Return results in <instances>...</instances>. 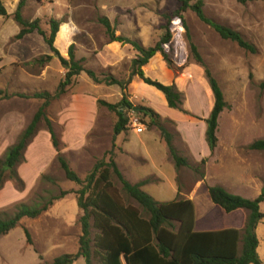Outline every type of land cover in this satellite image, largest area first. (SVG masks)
<instances>
[{
    "label": "rangeland",
    "instance_id": "374dc122",
    "mask_svg": "<svg viewBox=\"0 0 264 264\" xmlns=\"http://www.w3.org/2000/svg\"><path fill=\"white\" fill-rule=\"evenodd\" d=\"M60 1L58 0V2ZM194 1L196 0H192L191 3ZM202 1L203 11L207 17L237 30L256 48V51L252 53L239 47L237 43L231 40L221 38L214 29L202 22L190 8L183 12L190 34V41L196 45L205 66L218 82L227 104L218 118L217 143L220 161L218 164L208 166V183L209 185L218 183L217 176L224 178L228 176V178L230 177L229 180L237 183L241 182L244 176L250 182L252 180L249 174H251L253 177L258 178L263 186L264 150L251 149L249 144L258 139L264 140V86H261V82L264 80V0L248 1L246 3H240L237 0ZM70 2L72 5L76 4L77 8H79V5L88 4L86 9L80 6L75 12L74 19L83 22L82 25H84V22H92L91 24L96 25L89 28L92 30L98 48L102 45L103 39L110 40L104 26L98 19L105 14H116L118 17L119 11L117 12L116 9L115 11L111 10L115 4H119L124 8V11H121V14L125 15L122 18L123 25L127 30H131L126 32L129 33L127 36H139L140 33L141 39H137L145 47L154 46L157 43L165 32L163 28L166 23L164 14L172 13L178 7L176 0H71ZM6 5L9 8L8 3ZM102 5H105L107 9L103 11L101 9L103 8ZM169 29L171 31V41L163 47L168 58V60L163 59L166 67L176 74V78H178L177 74L182 73L181 71L189 64L198 66L201 70L200 78H197L194 71H191L192 82H190L191 86H189L187 92L181 91L178 85L176 86V82L172 81L182 96L180 107L168 106L164 94L142 80L136 81V84H140L141 87L134 88L133 83H129L126 87L127 90L124 91L120 87L111 90L102 86L103 91L96 95L99 99L116 103L125 94L134 106L151 108L160 117H165V112L171 111L176 117L175 122L179 125L183 137L175 132V122L173 124L164 121L162 118L160 121L172 135V144L177 153L186 158L188 166L175 167L161 131L155 126L147 127L148 117L143 116L141 113L136 112V115L144 125V130H147L136 134L127 126V129L122 131L118 138L119 145L122 144L124 148H131L139 152L146 159V162L133 164V167H130L133 174L129 175L125 172V178L134 180L135 177L145 178L149 176L150 182L143 185L142 189L155 200L161 202L184 198L186 194L191 193L198 183L196 194L204 191L205 186L200 184V181L203 179L202 174L204 175L205 163L204 165L201 164L200 161L203 158L199 160V154L203 153L205 148H208V144L205 139V127L202 130L203 125H201L202 122L199 116L205 113L209 105L212 107L213 103L209 82L203 68L192 57L190 41L186 37L181 21L174 19L169 23ZM101 34H104L103 38ZM82 43L85 47L92 44L85 41ZM40 44L38 48H35V51L48 53V45L43 41ZM86 54L92 57L88 61L92 62L93 71L99 77L109 74L107 70L96 68V59L92 51ZM85 60L86 58H81L80 64L82 66L87 63ZM155 63L156 61L153 60L147 66L149 70H156ZM39 64L34 60L18 62V64L13 65L14 67H11L10 71L0 74V91L3 92L0 95V112H15L17 116L21 114L22 117L25 115V118H21L18 125L23 127L21 131L30 122L34 112L40 106L38 102L42 103V100L24 98L16 94L44 90L53 94L59 83L57 77L54 79L48 77L43 79V90L37 84H33L34 79L28 74L35 73L40 66ZM128 64L129 60L125 65H119L118 79L126 80L128 78L126 72ZM148 76L160 81L157 78L158 76ZM61 77L63 78V76ZM162 83L168 84L165 81ZM66 94L51 99L48 106L49 115L53 114L60 100ZM35 103L37 104L35 105ZM149 103H152L153 107ZM97 106V113L102 120V125L106 129L110 127L112 139L110 141L106 138L99 142L94 140L93 143L97 147L99 146V150H96L97 155L90 164L82 158L69 154L70 166L81 178H84L91 171L98 159L108 160L109 152L112 153L113 159L115 155L113 152V126L117 120V115L105 106ZM188 120H193V123L188 122ZM39 129H46L43 120L38 124ZM125 136H127L126 140L122 142V138H125ZM44 152L45 147L43 145L36 150V155L41 157ZM3 154L4 152L0 154V157ZM24 162H27L25 157L20 164ZM30 162L31 164L27 168L32 169L36 164L34 160ZM42 174L47 178H41ZM109 181L108 191L114 198L124 205L136 207L142 216L147 217L143 208L122 189V185L113 171L110 172ZM11 182L17 189V185L12 180ZM78 188L79 185L66 179L55 158L40 172L36 183L31 187L23 201L17 202L7 210H0L1 216L11 215L19 203L32 206L53 199L61 190L70 191L69 194L60 199H53L48 209L36 218H22L8 236L0 239V264H47L61 254L76 253L81 235L79 218L82 211L78 206L77 210L74 209V204L76 206L77 203L76 194L73 191ZM252 189L249 190V199H253L257 195ZM177 190L181 194L177 193ZM260 209L264 211V202L260 204ZM24 229L29 233V240L26 238ZM94 232V229H92V234ZM261 255L264 259L263 251ZM91 263L101 264L96 257L92 258ZM73 264H86V261L83 257H78Z\"/></svg>",
    "mask_w": 264,
    "mask_h": 264
},
{
    "label": "trees",
    "instance_id": "16d2710c",
    "mask_svg": "<svg viewBox=\"0 0 264 264\" xmlns=\"http://www.w3.org/2000/svg\"><path fill=\"white\" fill-rule=\"evenodd\" d=\"M23 1L19 0L17 8L12 14L13 19L20 27L15 38L19 39L27 33L37 31L53 54L58 56L61 65L65 68V73L53 94L46 90L16 94L24 98L41 99L42 103L27 126L20 132L17 140L8 146L0 157V187L6 180H12L18 190L24 188L23 181L17 173V166L23 161L24 150L36 134L39 122L43 120L46 130L50 133L51 143L57 151L55 158L66 179L79 185V188L73 192L76 194L77 206L82 211L79 218L81 235L78 240V250L74 254H61L47 264H73L78 257H83L86 264H92L93 257L98 258L101 264H264L256 250L258 245L256 227L264 219V211L260 209V204L264 202V185L260 194L253 199L233 194L221 185H207L209 200L215 207L212 214L218 212L217 215H224L239 212L238 214L242 216V224L240 227L220 226L201 230L196 227L194 204L191 199L175 198L164 202L155 200L142 189L146 180L132 184L123 177L111 152H109L108 160L98 159L91 171L81 178L61 154L62 144L47 115L51 99L64 94L76 82L81 71H85L97 83L117 85L122 90L126 89L132 77L136 75L144 83L162 92L168 106L180 107L182 96L177 91L175 84L173 82L164 84L153 79L145 74L143 68L156 54H159L164 60H168L163 47L171 41L169 23L174 19L181 21L186 37L190 41V34L183 16V12L187 8L192 9L196 16L214 29L221 38L231 40L239 47L252 53L256 51L255 46L237 30L207 17L203 11L202 0H196L193 3H191L192 0H176L178 7L172 13L164 14L166 19L163 26L164 34L154 46L150 47L143 46L138 39L115 35L108 18L99 17L98 20L104 26L111 41L130 44L136 51V56L131 59L130 71L126 80L117 79L111 74L99 77L93 70L85 69L80 64L81 59H75L72 44L68 48V59L61 57L53 46L59 20L54 18H46L43 21L39 18L25 19L20 12ZM237 1L246 3L255 0ZM0 16H7L2 0H0ZM42 22L48 26L47 31L41 28ZM189 45L194 61L204 70L213 95L211 111L203 119L206 124L205 139L210 151L213 152L218 142V118L227 104L218 82L205 66L196 45L191 41ZM51 57L52 55L44 54L34 61L45 63ZM261 86H264V80L261 82ZM2 94L3 92L0 91V95ZM97 105L105 106L108 110L116 113L117 120L113 126L114 135L127 129L126 112L128 109L137 107L131 104L125 94L116 103L97 99ZM138 107L139 109L135 112L148 117L146 126H155L161 131L175 167L188 166L186 158L180 156L172 144V135L160 121L161 117L151 108ZM164 121L173 123L168 119H164ZM249 148L264 150V140L253 141L249 144ZM200 162L204 165L205 159H201ZM111 171L118 177L122 189L143 208L147 217L142 216L136 207L120 203L109 193ZM41 178H47V176L42 174ZM69 193L70 191L61 190L53 199H60ZM53 199L32 206L19 203L11 215H0V236L7 234L22 218L39 216L48 209ZM92 229L95 231L93 234ZM24 232L29 240L28 231L24 229Z\"/></svg>",
    "mask_w": 264,
    "mask_h": 264
},
{
    "label": "crops",
    "instance_id": "0c3cea01",
    "mask_svg": "<svg viewBox=\"0 0 264 264\" xmlns=\"http://www.w3.org/2000/svg\"><path fill=\"white\" fill-rule=\"evenodd\" d=\"M2 1L5 5L7 16H0V74L10 71L11 67H14L13 65L18 64V62L33 61L41 55L49 54L52 55L51 59L48 62L40 63L37 71L35 73H29L28 75L34 79L32 83L40 86V89L42 90L44 78L50 77L51 79H54L57 77L59 82L62 79L61 76L65 73V68L61 65L58 56L54 55L50 48L48 53H39V51H35V48H38L42 41L44 42L42 36L38 34L37 31H33L25 34L22 38H15V35L18 33L20 27L13 19L12 14L16 10L19 0ZM70 1L71 0H61L60 2H58V0H24L20 12L21 15L28 20H34L36 18H39L42 21L46 18L59 20V27L55 34L53 46L61 57L68 59V48L72 44L74 46L73 54L75 59L86 58L85 61H87V63H85L83 67L85 69L93 70L92 62L88 61L91 60L92 57L86 54L92 51L93 56L96 59V68L99 70H107L109 74L115 76L117 79L119 65L123 66L129 60L128 68L126 70L128 76L130 71V61L135 57V51L132 46L128 44H121L117 41L103 39L102 45L98 48L96 46L92 30L89 28L96 25L91 24L92 22H84V25H82L83 22H79V20L74 19V16H76L75 12L80 8V6L86 9L88 4L79 5V8H77L76 4L72 5ZM6 3H8L9 8H7ZM102 6L103 8L101 9L103 11L107 9L105 5ZM115 9L117 12L119 11L118 17L116 14H105L104 16L108 18L114 29L115 35L126 34L127 36L129 33L126 32L131 30H127V28L123 25L122 18L125 15L121 14V11H124V8L119 4H115L111 10L115 11ZM40 26L46 31L49 29L46 24H43V22ZM101 37L103 38L104 34H101ZM129 38L141 39V34L139 33V36L134 35ZM83 40L87 43H92L91 46L85 47L84 43H82L84 42ZM153 60L156 61L154 65L157 68L156 70H149V67L147 66ZM187 66L181 71L182 73L177 74L178 78H176V74L171 72V70L166 67L163 57L156 54L150 59L149 63L143 68V70L146 75L158 76L157 78L160 81H165L168 84L174 80V82H176V86L178 85L181 91L187 92L189 86H191L190 82H192L191 71H194L197 78H200L201 73L198 66H194L193 64H189ZM138 80L140 79L134 75L130 84L133 83L134 88H139L141 87L140 84H136V81ZM77 86L79 87L76 88ZM102 86L111 90L115 88L119 89V86L117 85H104L103 83H97L93 81L85 71H81L76 78V82L68 88L65 92V94H67L60 100L58 107L54 110L55 113L53 112L52 115H49V113L47 114L51 121L53 130L62 144L60 152L66 158L69 165V154H72L80 159L82 158L90 164L97 155L96 150H99V146L97 147V145H94V140L99 142L100 140L106 138L110 141L112 139L110 127H107V129L103 127L102 120L97 113V99H99V97H96V95L103 91ZM36 104L37 103H35V105ZM150 104L153 107L152 103H149V105ZM38 105H41V102H38ZM211 108V105H209L205 113L199 116L202 122L201 125H203L202 130H204V127L206 128V124L203 119L209 115ZM18 115L19 116H17V113L15 112H0V154L3 153L8 146L15 142L18 133L23 128L18 125L20 124L21 118L25 115L23 117L21 114ZM161 118L168 119L172 122L176 121V117H174L171 111H166L165 117ZM192 121L193 120H188L190 123H193ZM179 128V125L175 122V132L180 135V137H183ZM132 132L136 133L133 130ZM120 135L121 133L114 135V161L117 168L125 178V172L129 175L133 174L130 169V167H133V164L146 162V159L143 158L139 152L134 151L131 148H124L122 144L119 145L118 138ZM126 137L127 136L122 138V142H125ZM184 141L185 143L187 142L186 140ZM186 144H188V142ZM43 145L45 147V152L41 155V157H39L36 155V150ZM218 147L217 143L213 152H211L208 147L204 149L203 153L199 154V160L201 158L205 159V171L203 179L200 181V184L205 186L204 191H201L200 194H196L198 183L191 193L189 195L186 194L184 197L192 200L194 204L196 227L201 230L220 226L240 227L242 224V216L238 214L239 212H232L224 215H217L218 212H215L216 214H212L214 213L213 210L215 207L209 200L207 194V185H209L208 166L210 164L219 163L220 159L218 155ZM56 155L57 151L51 143L50 133L46 129H39L25 150L24 157L27 162L17 166V173L23 181L24 188L22 190H17L11 180H6L0 187V210H7L11 206H14L17 202L23 201L31 190V187L36 183L40 172L55 159ZM32 160L35 161V167L32 169L27 168L30 166V161ZM249 175L252 181H247L246 177L243 176L241 182L238 183L229 180L230 177L228 178V176L226 178L217 176L218 183L216 184L223 186L226 190L233 194H237L245 198H250L249 190L253 188L252 191H255L257 197L261 191L262 183H260L258 178L253 177L251 174ZM149 178L150 177L148 176L145 178L135 177L134 180L125 179L132 184L146 180L143 184L145 185L150 182ZM177 193H179L178 190ZM74 209H78L75 204ZM11 230L7 234L1 235L0 239L8 236ZM256 235L258 239L256 250L260 259L264 263V259L261 255V252H264V219L258 223L256 227Z\"/></svg>",
    "mask_w": 264,
    "mask_h": 264
},
{
    "label": "built area",
    "instance_id": "2783aa9c",
    "mask_svg": "<svg viewBox=\"0 0 264 264\" xmlns=\"http://www.w3.org/2000/svg\"><path fill=\"white\" fill-rule=\"evenodd\" d=\"M128 124L134 132L140 133L144 130V125L140 122V118L136 115L134 108L128 109L126 113Z\"/></svg>",
    "mask_w": 264,
    "mask_h": 264
},
{
    "label": "water",
    "instance_id": "95a60500",
    "mask_svg": "<svg viewBox=\"0 0 264 264\" xmlns=\"http://www.w3.org/2000/svg\"><path fill=\"white\" fill-rule=\"evenodd\" d=\"M137 109H139V107H134V110H137Z\"/></svg>",
    "mask_w": 264,
    "mask_h": 264
}]
</instances>
